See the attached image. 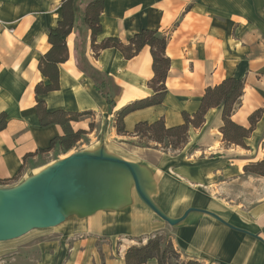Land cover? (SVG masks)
Segmentation results:
<instances>
[{"label":"crops","instance_id":"0c3cea01","mask_svg":"<svg viewBox=\"0 0 264 264\" xmlns=\"http://www.w3.org/2000/svg\"><path fill=\"white\" fill-rule=\"evenodd\" d=\"M61 16V0H0V113L7 115L0 189L38 193L59 160L75 154L93 159L68 163L52 182L63 222L0 241V264H125L128 248L162 234L182 259L264 264V177L243 171L264 158V112L245 139L248 149L222 140L220 108L207 111L201 128L189 129L181 151L140 145L133 134L138 122L183 124L182 113L198 110L205 89L230 77L244 81L231 121L249 126L248 116L264 107V0H104L93 42L78 14L66 38L67 59L57 65L59 88L38 98L48 112H92L111 125L100 138L85 116L70 121L73 131L95 136L93 147L55 153L48 151L50 141L63 131L58 124L40 126L34 89L50 83L38 65ZM145 29L167 38L166 94L161 104L128 114L127 134L118 135L116 112L154 94L150 48L125 59L118 49L99 45L109 37L127 45ZM247 30L262 39L233 36ZM94 71L109 79L113 109L96 91ZM166 220L181 221L171 226Z\"/></svg>","mask_w":264,"mask_h":264},{"label":"trees","instance_id":"16d2710c","mask_svg":"<svg viewBox=\"0 0 264 264\" xmlns=\"http://www.w3.org/2000/svg\"><path fill=\"white\" fill-rule=\"evenodd\" d=\"M103 4L104 0H61V20L54 29L48 31L50 49L41 57L38 68L41 74L49 79L50 83L47 85L39 83L35 86V111L41 127L58 124L63 131L62 136L50 141L48 151L59 147L64 150L63 152H66L80 141L82 134H85L83 130L73 131L69 123L70 121H78L79 117L87 115L88 112L81 114L64 111L48 112L44 107V101L38 97L59 88L57 65L67 59L66 38L75 26L76 16L82 15V23L90 30L93 42L95 35L100 31L99 15ZM166 44L167 38L165 36L157 31L145 29L133 35L127 45L113 37L106 38L99 45L101 49L109 47L118 49L125 59L132 58L144 46L150 48L153 77L148 85L154 94L135 100L116 112L114 127L118 135L127 134L124 118L128 114L162 103L166 94L165 79L170 68V60L165 56ZM81 55H83L82 52ZM92 77L96 91L105 100L109 109H113L115 104L110 91L109 79L95 71L92 73ZM243 89L244 81L242 79L234 77L224 79L217 85L205 89L198 110L194 114L182 113L183 124L167 128L162 119L151 123L138 122L134 125L133 134L138 138H146L157 145L165 143L167 148L177 150L186 144L190 128L199 129L203 126L205 115L209 109L220 108L223 125L219 131L222 140L227 144L248 149L245 139L249 138L256 123L260 120L264 107L254 110L248 116L249 126L247 128L231 121V115L240 104ZM6 124L7 115L0 113V131L5 129ZM261 147L264 151V141H262ZM41 152L39 151V153ZM30 156L29 154L25 157ZM243 171L264 177V158L244 166ZM4 181L0 180V184H3ZM150 259H156L157 264H202L195 259H181L180 254L173 249L170 240H162L161 236L158 235L149 238L144 245L128 248L124 255L125 264H145Z\"/></svg>","mask_w":264,"mask_h":264},{"label":"water","instance_id":"95a60500","mask_svg":"<svg viewBox=\"0 0 264 264\" xmlns=\"http://www.w3.org/2000/svg\"><path fill=\"white\" fill-rule=\"evenodd\" d=\"M87 158L86 155L75 154L59 160L46 176L43 187L38 193H35L32 187L20 190L0 189V241L17 238L32 229L50 228L63 222L64 216L60 210L61 197L52 191V182L68 163ZM95 159L109 160L129 167L126 163L103 156L95 157ZM136 189L139 192L137 184ZM156 213L160 215L159 212L156 211ZM166 221L173 226L181 220Z\"/></svg>","mask_w":264,"mask_h":264},{"label":"rangeland","instance_id":"374dc122","mask_svg":"<svg viewBox=\"0 0 264 264\" xmlns=\"http://www.w3.org/2000/svg\"><path fill=\"white\" fill-rule=\"evenodd\" d=\"M246 33L250 34V35H245ZM251 35H254V37L257 40L262 39L261 38L262 36H260L258 33L255 34L254 32L252 33L251 31L249 32L248 30L246 32H244V31L241 32L239 35H233V36H235L238 39H240V38L243 39V38H252ZM85 118L89 119L91 121V123H89L91 127H89V128L95 129L94 133L96 134L97 137H100L103 133H105V131H107L108 127H110V125H111V124H109L111 120L107 121V119L104 118L103 122H102L101 119L97 118L94 115V113H92V112H88V114L85 115ZM113 120H115V116H114ZM114 124H115V122H114ZM80 137H81V139H80L79 143L75 144V146L73 148H71V150L77 149L78 147H82V149H85L86 148L85 145H88L87 147L89 148L91 146V142H95V136L93 137V134H91L90 137L85 135V134H82ZM136 142L140 145H151L152 146L154 144V142H151V141L147 140L146 138H137ZM157 146L161 147L165 151H169L171 153L181 151V149H183V147H184V146H181L177 150H172L171 148H167L165 143L163 145H157ZM91 147H93V145ZM54 149H55V153H61L64 151L63 149H61L59 147H56ZM0 185H2V184H0ZM166 237H167L166 234L161 235L162 240H166Z\"/></svg>","mask_w":264,"mask_h":264}]
</instances>
